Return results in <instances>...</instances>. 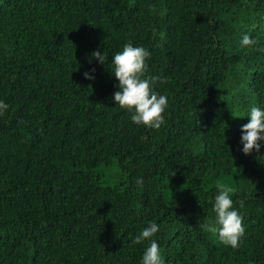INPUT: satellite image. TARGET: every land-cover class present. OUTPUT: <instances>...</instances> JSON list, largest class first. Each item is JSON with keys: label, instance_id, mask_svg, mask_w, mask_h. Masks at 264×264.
<instances>
[{"label": "trees", "instance_id": "1", "mask_svg": "<svg viewBox=\"0 0 264 264\" xmlns=\"http://www.w3.org/2000/svg\"><path fill=\"white\" fill-rule=\"evenodd\" d=\"M129 43L167 78L158 130L113 100ZM0 101V264H141L151 240L165 264H264V141L241 143L264 109V0H0ZM218 183L243 217L238 249L203 227Z\"/></svg>", "mask_w": 264, "mask_h": 264}, {"label": "clouds", "instance_id": "2", "mask_svg": "<svg viewBox=\"0 0 264 264\" xmlns=\"http://www.w3.org/2000/svg\"><path fill=\"white\" fill-rule=\"evenodd\" d=\"M155 35L156 30L153 29ZM242 46L249 48L257 45L259 41L245 34L242 37ZM92 57L99 63L105 64L108 57L102 55L99 50L92 53ZM150 58V52L144 47H134L132 44H125L122 51L114 54L112 57V74L118 81V90L113 94V100L121 109H126L131 113V121L136 125L158 130L165 123L164 114L169 106L168 98L159 94L153 88V85L159 81L166 83L165 77H146V61ZM91 63V60L89 61ZM95 72V69H91ZM85 79L93 80L95 77L85 72ZM9 108L4 101H0V116H3ZM249 122L241 128L243 133L241 143L242 152L245 155L253 150L259 151L260 141H264V109L253 105L247 116ZM137 184H143L142 179H137ZM218 194L215 196L213 211L216 214L214 222L203 225L204 229L218 236V240L225 246L232 249H238L241 238L245 234L243 217L239 211L234 208L233 200L230 194H234L233 188L224 184L216 185ZM239 207H244V201L240 200ZM159 226L156 223H150L143 231L134 238L133 243L141 244L145 240H151L154 234L159 232ZM141 264H165L158 243L151 240L150 245L144 252Z\"/></svg>", "mask_w": 264, "mask_h": 264}, {"label": "rangeland", "instance_id": "3", "mask_svg": "<svg viewBox=\"0 0 264 264\" xmlns=\"http://www.w3.org/2000/svg\"><path fill=\"white\" fill-rule=\"evenodd\" d=\"M100 171H102L104 179L109 180L110 184L115 183L119 178L118 171L113 164L101 168Z\"/></svg>", "mask_w": 264, "mask_h": 264}]
</instances>
